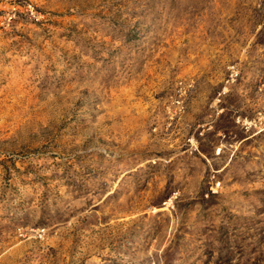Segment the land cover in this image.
<instances>
[{
	"label": "rangeland",
	"instance_id": "obj_1",
	"mask_svg": "<svg viewBox=\"0 0 264 264\" xmlns=\"http://www.w3.org/2000/svg\"><path fill=\"white\" fill-rule=\"evenodd\" d=\"M0 264H264V0H0Z\"/></svg>",
	"mask_w": 264,
	"mask_h": 264
}]
</instances>
